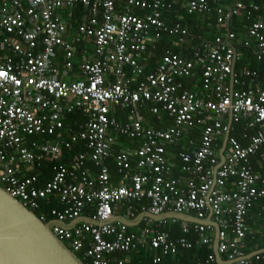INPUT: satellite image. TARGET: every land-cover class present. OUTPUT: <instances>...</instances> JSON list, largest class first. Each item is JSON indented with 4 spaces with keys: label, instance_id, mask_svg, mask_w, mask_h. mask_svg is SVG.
Returning a JSON list of instances; mask_svg holds the SVG:
<instances>
[{
    "label": "built area",
    "instance_id": "2783aa9c",
    "mask_svg": "<svg viewBox=\"0 0 264 264\" xmlns=\"http://www.w3.org/2000/svg\"><path fill=\"white\" fill-rule=\"evenodd\" d=\"M78 5L85 14L72 31L68 20ZM175 6L174 18L213 12L220 25L245 14V46H253L260 70L246 67L236 73L234 52L220 38L184 52L188 31L179 21H166L169 0H0V186L44 224H67L83 216L84 209L101 223L52 226L83 264H125L115 254L146 247L155 252L152 264H167L162 257L193 248L186 239L191 233L199 245L212 248V222L219 227L217 251L223 263L253 264L244 249L248 213L264 199V2L175 0ZM227 38L234 34L228 32ZM163 39L168 46L156 61L155 44ZM59 56L61 66L55 63ZM66 72L79 78H60ZM146 103L152 115L160 119L164 113L172 125L144 126L139 109ZM117 108L128 110L125 124L113 117ZM76 111L86 121L66 137L65 114ZM236 128L238 136L232 134ZM122 136L140 140L134 152L137 172L129 186H113L104 160ZM78 140L86 151L71 165H54L52 177L42 184L30 174L42 159L55 160L62 146ZM175 145L179 166L168 155V147ZM114 159L120 173L131 169L125 152ZM85 160L99 169L97 175L76 173ZM54 200L63 208L52 207ZM142 200L147 204L142 213L174 212L203 223L143 218L137 232L108 223L124 203V217L133 219ZM209 215L212 222H205ZM258 215L264 225V214ZM155 222H180L182 235L172 239ZM263 253H253L255 264ZM195 264H217L216 257L213 253Z\"/></svg>",
    "mask_w": 264,
    "mask_h": 264
},
{
    "label": "trees",
    "instance_id": "16d2710c",
    "mask_svg": "<svg viewBox=\"0 0 264 264\" xmlns=\"http://www.w3.org/2000/svg\"><path fill=\"white\" fill-rule=\"evenodd\" d=\"M169 1H171L172 7H171L170 13L168 14V16H166V21L168 23L179 21L181 24L187 25L189 27L188 44H186V46L184 45L182 49L184 52L191 49L192 47H199L203 42L211 41L214 38H220L221 40L223 39L225 40L226 33L230 31L231 33L234 34V38L230 39V42L235 47L236 53H237V59L235 61V72L238 73L240 69L246 68V67L250 70H253V69L260 70L261 65L257 63L256 61L253 46H251V44L249 45V47L245 46V43L248 42L246 32H247V25H249V20H247L245 14H243L242 16L238 15V16L231 17L228 27L225 24H221V25L218 24L217 16L213 12L202 14V15H193L192 17L183 16V18H179L180 15H178V18H174L173 17L174 13L177 12V7H176L177 5L175 6V0H169ZM249 1H254L256 3L264 2V0H244V3L247 4ZM148 2H151V0H148ZM77 7L78 8L75 9L76 11L74 13V17H76L77 19H75L76 21L72 20L71 22L75 26L80 23L81 16L85 14L81 6L78 5ZM163 15L165 16L167 14L163 13ZM167 43H168L167 40L163 39L162 41H159L155 44L156 49L153 55V59L157 58L160 54L165 53L167 46H168ZM178 50L179 49H172L171 51L176 53L178 52ZM114 117L115 118L119 117V113L117 112L114 115ZM151 118L155 120L154 117H151ZM85 121H86V116L83 115L80 111L72 112L70 114H65L64 130H63L64 135L66 137L72 134L75 135L77 132H79V125H83ZM232 134L236 136L237 132L234 131L232 132ZM124 139L125 137H120L118 139V143H119V140L121 142ZM118 149H119V146L115 143L112 146L111 150L114 151L116 154L119 151ZM84 151H86V147L84 146V143L78 140L76 142L71 143L69 148L62 146L60 156L56 157L55 160L51 158L42 159L39 165L36 166V169H39V171L42 172L41 174H43V176L45 177H47L49 173H51V176H52L54 165L63 164V165L69 166L71 165L72 159ZM177 160L179 161L178 158ZM87 162L89 161L85 160L83 162V165L78 167V172L84 171L86 173V169L83 167L84 165H86ZM110 162L111 161L108 160V163H109L108 166L113 171L114 168L112 164H110ZM87 166L92 168V166L89 165V163H87ZM87 171H91V170L87 168ZM176 172L178 174V171ZM45 177H43L42 179H44ZM42 182L43 181H41L40 184H42ZM41 205L43 207V210L47 211L45 208L46 206H44L43 203H41ZM142 225L143 223L140 226ZM179 230L180 229L178 228V226H174L173 228L169 227L168 229L164 227L163 229V231L172 232L171 234H173V236L178 235ZM174 232H177V233H174ZM180 236L181 235L179 234L178 237ZM196 236L197 235L191 233L189 235H186V239L188 241H193V239H195L194 237ZM172 239H175V238L172 237ZM247 240L249 241L247 243V249L246 248L244 249L246 254H250L253 251H260L264 249V239L263 238L258 239L255 237L252 238L250 236H247ZM194 245H195V241L193 242L194 248L191 249V251L187 252L188 254L186 253L188 257L187 263L183 262L184 259L186 261V258H179L178 261L181 263H178V264H193L192 258L194 255H197L199 259H205L208 255L213 254V249L211 247L202 245L196 248ZM262 256H264V253L262 254ZM172 264H176V262H173Z\"/></svg>",
    "mask_w": 264,
    "mask_h": 264
},
{
    "label": "water",
    "instance_id": "95a60500",
    "mask_svg": "<svg viewBox=\"0 0 264 264\" xmlns=\"http://www.w3.org/2000/svg\"><path fill=\"white\" fill-rule=\"evenodd\" d=\"M234 52L232 67L236 59V49L229 44ZM233 74L231 75V82ZM228 133L225 134L219 151L220 163L223 162V151L226 147ZM144 218L154 221L163 219H176L185 222L203 223L191 215L167 212L161 215L143 213L136 219H128L123 216H114L112 221H117L126 226H134ZM80 222L99 225L88 217L78 218L69 223H42L37 216L24 207L17 199L12 197L0 186V264H83L52 232V226L72 228ZM205 222H212L211 215ZM215 229L213 241V253L220 263L221 259L217 251V234L219 227L211 223ZM255 253V252H254Z\"/></svg>",
    "mask_w": 264,
    "mask_h": 264
},
{
    "label": "crops",
    "instance_id": "0c3cea01",
    "mask_svg": "<svg viewBox=\"0 0 264 264\" xmlns=\"http://www.w3.org/2000/svg\"><path fill=\"white\" fill-rule=\"evenodd\" d=\"M239 16H242V15H239ZM189 17H192V16H189ZM75 19H77L76 17H74V18H72V19H70V20H68L69 22H70V26H71V30L73 31L74 30V28H75V25H73L71 22H72V20H74V21H76ZM248 20V19H247ZM230 21V20H229ZM228 21V22H229ZM227 22V23H228ZM225 24L227 27H228V25H229V23L228 24ZM187 28H188V31H189V27L187 26V25H185ZM248 26L249 25H247V29H248ZM228 32H230V31H228ZM227 32V33H228ZM227 33H226V37H225V40L224 41H226L227 43H230V44H232L230 41H228V39H227ZM246 36H247V32H246ZM189 39V38H188ZM247 39H248V37H247ZM187 41V44H188V40H186ZM83 45H85V42H83L82 43V46ZM89 48V47H88ZM89 50H90V54L89 53H87L88 54V56H90L91 55V48H89ZM178 52H179V50H178ZM178 52H176V53H178ZM158 58V57H157ZM157 58H155V60L157 61ZM55 63H58V66H61V56H59L58 58H57V61L55 62ZM145 64V63H144ZM73 77H75V78H79V76L78 75H74ZM73 77H72V75H71V72H66V73H61L60 74V78H64V79H66V80H71V79H73ZM187 83V82H186ZM188 85H194L195 84V82L193 81V82H189L188 81V83H187ZM118 113H119V117H117L116 118V121L117 122H119L120 124H125L126 122H128L129 121V119H128V111H125V110H118L117 111ZM116 112V113H117ZM141 112H142V114H143V116H144V119L145 120H143V125L144 126H146V127H154V126H150V125H152V124H154V125H156V126H159L158 128H167V127H169V126H171L172 125V123H173V121L169 118V117H167V116H164L163 117V119H161V120H159V119H157V118H155V120L154 119H152L151 118V116L149 115V112H148V107L147 106H145V108H141ZM115 113V114H116ZM155 128V127H154ZM236 132H237V134H236V136H238V129L236 128ZM190 135H192V136H194V134H190ZM188 135H185V137H184V139L187 137ZM123 137V136H122ZM183 139V140H184ZM222 141H223V139H222ZM222 141H221V143H220V145H222ZM117 145L119 146V149L118 150H120V151H122V152H125L127 155H128V157H129V159H130V164H131V169L130 170H128V171H125V172H123V173H120L119 171H118V168H117V166H116V163H115V152L114 151H110V154H109V156H107V158L104 160V165L107 167V169H108V172H109V180H110V183L113 185V186H120V185H126V186H129L130 185V176L132 175V174H134V173H136L137 172V167H136V161H137V157L135 156V154H134V152H135V150L139 147V145H140V140L139 139H131V138H128V137H125V139L124 140H122L121 142H120V140H119V143H117ZM168 149H169V157H170V161L173 163V164H175L176 166H179V164H180V162L177 160V153H178V151L180 150V148H179V146H170V147H168ZM108 160H110L111 162H110V164H112V166H113V171H112V169H110V167L108 166ZM89 161V160H88ZM87 163H89V165H91L92 166V168L91 167H89V166H87ZM86 163V165H84V167L83 168H85L86 170H87V168L88 169H90L91 171H88V173L89 174H91V175H93V176H95V175H97V173H99V169L97 168V167H95L90 161L89 162H87ZM252 165H254V162L252 161ZM82 169V168H81ZM116 170V171H115ZM177 171V170H176ZM82 171H80V172H78V170H76V173L77 174H79V173H81ZM42 172H40L39 171V169H36V167L35 168H33V169H31L30 170V174H36V175H38L39 176V181L41 182V181H43L42 183H44V182H46L47 180H49L52 176H51V173H47L48 174V176L47 177H45V176H43V174H41ZM43 177H45L44 179H42ZM47 179V180H46ZM145 200H142V201H140V202H136V205H135V207H134V210H135V214H134V217H133V219H136L139 215H141V214H143L142 213V206H147V204H145ZM57 207V206H59V208H63V206H60L58 203H57V201L56 200H54V202H53V204H52V207ZM51 207V206H50ZM125 210H126V203H124V205H118L115 209H114V212H115V216H125L126 215V212H125ZM258 214H264V199H260V200H258V201H256L254 204H253V207L251 208V210L249 211V213H248V218H249V221H248V225H249V231H248V235L247 236H250V237H252V238H259V236H260V234H263L264 235V225L261 223V221H260V219H259V215ZM85 217H88V212H87V210H85L84 209V211H83V216H81V218H82V220H83V218H85ZM143 218L144 217H142V220H140L139 222H137V224L136 225H134V226H127L128 227V229L129 230H131V231H134V232H137V231H139V229L141 228L140 227V225L142 224V221H143ZM132 219V218H131ZM145 219V218H144ZM81 223V222H80ZM112 224L114 225V226H116L118 223H117V221H112ZM143 226V225H142ZM167 226V227H166ZM174 226H178V228L180 229L179 231H178V235H176V236H173V234H171L172 232H169V234H170V236L171 237H173V238H176V237H178L179 236V234L180 235H182V233H181V223L180 222H177V223H170V222H168L165 226L164 225H162V224H158L157 222H155L154 223V227L155 228H158L159 230H163L164 229V227L166 228V229H168L169 227H171V228H173ZM174 233H177V232H174ZM197 237L198 236H196V237H194L195 239H193V241H191V242H194L195 241V247L197 248V247H200L201 245H199L198 244V242H197ZM262 239V238H261ZM194 248V247H193ZM192 248V249H193ZM246 249H247V245H246V247H245ZM212 249H213V247H212ZM189 251H191V249L190 250H186V251H180L177 255H175L174 257H162V261L164 262V263H167V264H172L173 262H176V264H178V263H181V262H179L178 261V259L179 258H186V261H185V259H184V263H187V252H189ZM254 252H256V251H253L252 253H250V254H252L253 255V253ZM154 253L155 252H153V250H151L149 247H146L145 249H140V250H138V251H132V252H129V253H125V254H121V253H117V254H115V258H119V259H122L124 262H125V264H152V257H153V255H154ZM187 253V254H186ZM158 254H159V252H158ZM186 254V255H185ZM250 254H248V255H250ZM252 255H250V259L252 260V262H253V264H255V262H254V260H253V257H252ZM186 256V257H185ZM220 256V255H219ZM264 257V256H263ZM197 259H199L198 257H197V255H194L193 256V258H192V263L193 264H195V262L197 261ZM220 259H221V257H220ZM216 263L217 264H224L223 263V261H222V259H221V262L219 263L218 261H217V259H216ZM260 264H264V258L262 259V261H261V263Z\"/></svg>",
    "mask_w": 264,
    "mask_h": 264
},
{
    "label": "bare ground",
    "instance_id": "6f19581e",
    "mask_svg": "<svg viewBox=\"0 0 264 264\" xmlns=\"http://www.w3.org/2000/svg\"><path fill=\"white\" fill-rule=\"evenodd\" d=\"M185 16H189V15H185ZM190 16H191V15H190ZM228 23H229V22H228ZM228 23H227V24H228ZM184 26H185V25H184ZM185 27H186V26H185ZM186 28H187V27H186ZM247 30H248V29H247ZM187 31H188V28H187ZM188 38H189V31H188V34H187V37H186L185 40H188ZM227 39H228V38H227ZM223 41H224V40H223ZM228 41H230V39H228ZM186 42H187V41H186ZM224 42L226 43V45H227L229 48L231 47V46L229 45L230 43H227L226 41H224ZM231 45H232V44H231ZM181 51H182V50H181ZM178 53H180V50H179ZM180 54L183 55L184 53H180ZM145 70H148V68H146ZM145 106H147V107L149 108V107L151 106V103H146ZM144 108H145V107H144ZM118 110H125V111H128L127 109H118V108H117V109H115V112L113 113V117H114L115 113H116ZM139 110H140V113H139V114L143 117V120H145V119H144V116H143V114H142V112H141V109H139ZM148 112H149V110H148ZM149 115H150L151 117L157 118L156 116L152 115L150 112H149ZM164 116H167V115L163 113V114L161 115V117H160L159 120L163 119ZM167 117H168V116H167ZM114 118H115V117H114ZM157 119H158V118H157ZM115 120H116V118H115ZM143 120H142V124H143ZM154 127H155L156 129H159V128H158L159 126L154 125ZM154 127H153V128H154ZM118 139H119V138H116V140H115V143H116V144L118 143ZM115 143H114V144H115ZM114 144H113V145H114ZM113 145H112V146H113ZM112 146H111V149H112ZM110 151H111V150H110ZM119 152H120V150H119L117 153H119ZM117 153H116V154H117ZM116 154H115V155H116Z\"/></svg>",
    "mask_w": 264,
    "mask_h": 264
},
{
    "label": "rangeland",
    "instance_id": "374dc122",
    "mask_svg": "<svg viewBox=\"0 0 264 264\" xmlns=\"http://www.w3.org/2000/svg\"><path fill=\"white\" fill-rule=\"evenodd\" d=\"M150 126H154V124L150 125Z\"/></svg>",
    "mask_w": 264,
    "mask_h": 264
}]
</instances>
